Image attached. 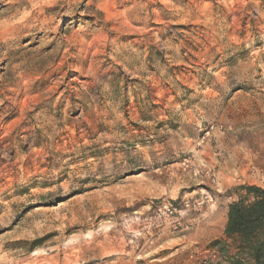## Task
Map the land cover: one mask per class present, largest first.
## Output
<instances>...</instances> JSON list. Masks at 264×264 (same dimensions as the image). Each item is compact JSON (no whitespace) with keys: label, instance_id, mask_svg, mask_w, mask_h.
I'll list each match as a JSON object with an SVG mask.
<instances>
[{"label":"rangeland","instance_id":"obj_1","mask_svg":"<svg viewBox=\"0 0 264 264\" xmlns=\"http://www.w3.org/2000/svg\"><path fill=\"white\" fill-rule=\"evenodd\" d=\"M264 189V0H0V264H223Z\"/></svg>","mask_w":264,"mask_h":264},{"label":"trees","instance_id":"obj_2","mask_svg":"<svg viewBox=\"0 0 264 264\" xmlns=\"http://www.w3.org/2000/svg\"><path fill=\"white\" fill-rule=\"evenodd\" d=\"M229 195L223 238L211 247L223 264H264V189L239 185Z\"/></svg>","mask_w":264,"mask_h":264}]
</instances>
